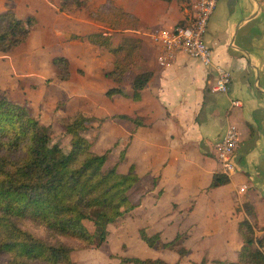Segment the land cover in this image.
Returning <instances> with one entry per match:
<instances>
[{"label": "crops", "instance_id": "1", "mask_svg": "<svg viewBox=\"0 0 264 264\" xmlns=\"http://www.w3.org/2000/svg\"><path fill=\"white\" fill-rule=\"evenodd\" d=\"M87 1L89 9L81 10L87 11L89 21L94 23L89 11H96L108 0L98 3L96 9L90 7L95 0ZM111 1L139 19L135 28L107 29L113 46L118 45L123 35L139 39L142 61L121 84L124 95L109 96L107 92L118 87L106 76L113 68V54L86 39H76L75 46L93 48L96 53L89 57V62H86L87 54L82 53L86 51L77 54L94 76L75 85L74 95L79 103L75 114L82 112L95 119L92 125L99 128L95 141L98 146L107 139L115 148L122 147L120 165L126 166L122 173L135 166L140 182L129 194L131 201L137 204L128 215L129 222H137L140 229L155 232L199 228L204 234L206 230L217 229L221 256L211 254L207 264H213L214 260L235 262L242 245L238 226L246 217L243 204L250 203L254 207L257 235H264V0L218 2L205 34V41L213 52L211 67H205L183 52L176 55L170 67H163L158 61L163 51L156 39L158 34L189 23L197 0ZM26 3L32 9L23 14L15 3H11V7L9 0H0V13L10 8L19 19L34 18L36 23L30 38L37 27L45 30L42 17L40 21L36 13L38 5L45 2L27 0ZM57 3L59 11L60 0ZM60 14L62 17L72 15L62 11ZM100 30L103 29L75 36ZM117 33L119 37L113 42ZM61 53L64 54L53 60L65 57L71 69L70 55L65 50ZM104 58L108 61L106 69ZM215 66L231 74L226 93L214 89ZM141 72H152L153 76L141 91L140 100L134 101L132 80ZM136 119L139 125L134 123ZM228 124L237 127L240 137L233 156L235 170L227 176V184L211 187L214 176L223 174L215 148ZM136 189L139 190L134 194ZM144 248L141 246L140 250ZM131 256L142 258L136 253ZM146 258L153 256L142 259ZM162 259L168 262L166 257Z\"/></svg>", "mask_w": 264, "mask_h": 264}, {"label": "trees", "instance_id": "2", "mask_svg": "<svg viewBox=\"0 0 264 264\" xmlns=\"http://www.w3.org/2000/svg\"><path fill=\"white\" fill-rule=\"evenodd\" d=\"M107 6L111 10L107 22L110 28H135L139 24L137 17L118 8L111 0L96 11H89V15L95 18ZM81 9H89L87 0H60L62 12ZM35 23L34 18L19 19L10 8L0 13V52L10 53L24 44ZM75 39H86L113 54V68L106 76L118 87L109 90L107 95L123 94L121 84L142 61L141 41L123 35L114 47L107 30L75 36ZM53 65L62 81L70 79V65L65 57L55 58ZM152 76V72L135 74L134 101L140 100L141 91ZM93 121V117L76 113L65 125V133L70 137V148L65 151L53 143L51 128L42 125L27 107L0 96V264H74L71 253L75 247H100L107 240L108 226L136 208L129 195L140 182L136 168L132 165L126 173L118 171V164L105 168L110 149L98 153L86 137L93 129ZM133 121L139 125V119ZM228 182L226 175L216 174L211 187ZM243 210L246 217L238 226L242 245L237 260H214L213 264H264V235H257L256 212L250 203L243 204ZM139 237L153 248L161 232L150 234L141 228ZM181 237L184 241L187 235H177L167 245L178 242ZM185 254L187 249L181 248L179 255ZM120 261L169 264L162 258L135 256H126ZM207 263L205 258L200 262Z\"/></svg>", "mask_w": 264, "mask_h": 264}, {"label": "rangeland", "instance_id": "3", "mask_svg": "<svg viewBox=\"0 0 264 264\" xmlns=\"http://www.w3.org/2000/svg\"><path fill=\"white\" fill-rule=\"evenodd\" d=\"M9 1L8 6L12 7V4L15 3L17 10L23 14L27 9L29 11L32 9L31 5L26 3L27 0ZM42 1L45 3L38 5L37 11H35L38 13L39 17L37 18L40 21V17H42L41 22L45 24L42 29L45 28V30L37 27L32 32L29 41L27 40L28 43L10 53L0 52V96H6L13 102L27 107L42 125L51 128L53 143L68 151L70 137L65 133V125L74 119L75 107L79 104L74 95L75 85L94 76L92 69L88 65H83L81 63L83 59L78 58L77 54L86 51L82 53L87 54L86 62H89V57L96 53V49L75 46V35L110 28L107 22L111 10L107 6L99 11L92 23L85 10H79L68 17H62L61 11L57 10V0H40L41 3ZM102 1L95 0L94 4L90 3V7L96 9L98 3ZM47 3L49 8L46 6ZM93 5L95 6L93 7ZM110 29L121 31V28L116 27ZM118 33L114 35L113 42L119 37ZM64 50L70 55L72 63L71 77L67 82L60 79L59 71L52 63L54 57L64 54L61 53ZM104 66V69L108 67L106 58H104ZM97 89L99 88L97 87ZM95 92L93 91V93ZM98 129V127H93L90 132L86 133L88 140L93 143V149L98 153H104L110 149L105 168L111 169L115 164H118V171H124L126 166L120 165L122 147L115 148V145H110L107 139L102 140L98 146V143H95L100 133ZM137 190L139 189H136L134 194ZM128 217L127 215L117 223L108 226L107 240L100 247H75L71 253V261L74 264H123L120 261L121 258L136 253L142 258L148 255L153 258L166 257L170 264H200L202 258L209 262L211 254L216 257L221 256L222 245L219 244L216 237L217 229H211L210 232L206 230L204 234H201L202 230L199 228H191L186 231L184 228H172L171 231L164 229L161 230V237L155 247L150 248L139 237L140 224L129 222ZM88 226L92 230L89 223ZM256 230L259 231L258 228ZM148 232L152 234L155 230ZM183 234L187 235L184 241L181 240L183 238L181 237L178 242L167 245L177 235L183 236ZM141 246L145 247L142 251L140 250ZM234 247L232 246V248ZM181 248L187 249V254L182 257L179 255ZM227 258L229 257L227 256Z\"/></svg>", "mask_w": 264, "mask_h": 264}, {"label": "built area", "instance_id": "4", "mask_svg": "<svg viewBox=\"0 0 264 264\" xmlns=\"http://www.w3.org/2000/svg\"><path fill=\"white\" fill-rule=\"evenodd\" d=\"M219 1L197 0L193 4V15L189 23L178 25L172 30L162 31L158 34L156 39L160 42L163 50L158 58L161 66L170 67L179 52L197 59L205 67L213 65V52L205 41V34ZM215 73L214 89L217 92L226 93L231 82L230 72L221 66H215ZM239 143L240 137L237 127L228 124L224 135L215 148L217 160L226 176L231 175L235 170L233 156L239 147Z\"/></svg>", "mask_w": 264, "mask_h": 264}]
</instances>
